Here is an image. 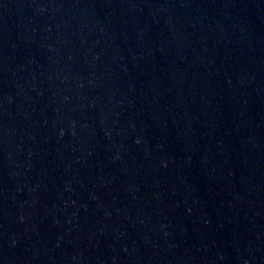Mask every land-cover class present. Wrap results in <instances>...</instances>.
I'll return each mask as SVG.
<instances>
[{"label": "water", "instance_id": "1", "mask_svg": "<svg viewBox=\"0 0 264 264\" xmlns=\"http://www.w3.org/2000/svg\"><path fill=\"white\" fill-rule=\"evenodd\" d=\"M0 264H264V0H0Z\"/></svg>", "mask_w": 264, "mask_h": 264}]
</instances>
